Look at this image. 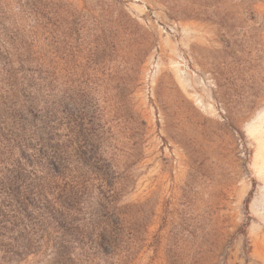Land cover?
<instances>
[{"label":"rangeland","instance_id":"374dc122","mask_svg":"<svg viewBox=\"0 0 264 264\" xmlns=\"http://www.w3.org/2000/svg\"><path fill=\"white\" fill-rule=\"evenodd\" d=\"M0 264H264V0H0Z\"/></svg>","mask_w":264,"mask_h":264}]
</instances>
